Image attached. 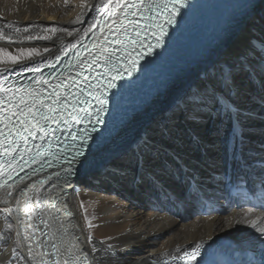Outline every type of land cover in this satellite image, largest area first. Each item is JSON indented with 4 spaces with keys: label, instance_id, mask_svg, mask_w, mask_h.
Segmentation results:
<instances>
[{
    "label": "bare ground",
    "instance_id": "obj_1",
    "mask_svg": "<svg viewBox=\"0 0 264 264\" xmlns=\"http://www.w3.org/2000/svg\"><path fill=\"white\" fill-rule=\"evenodd\" d=\"M107 4L0 0V29L13 41L0 42L39 43L59 57L77 53L86 60L104 37L101 30H114L112 21L119 22V12L104 17L111 11ZM238 18L155 97L130 133L86 166L0 189V264H158L189 246L229 239L264 248L258 231L264 209L252 205L264 196V155L258 156L264 154V0ZM77 40L85 50L64 55ZM77 69L76 62L55 67L67 77ZM237 69L244 73L240 84L233 78ZM10 72L0 73L3 78ZM242 84H255L257 93L237 98ZM250 131L259 134L257 142L245 139Z\"/></svg>",
    "mask_w": 264,
    "mask_h": 264
},
{
    "label": "snow or ice",
    "instance_id": "obj_2",
    "mask_svg": "<svg viewBox=\"0 0 264 264\" xmlns=\"http://www.w3.org/2000/svg\"><path fill=\"white\" fill-rule=\"evenodd\" d=\"M113 0H108V4L105 5L106 10L111 8L108 12L109 16H115L116 10L120 8L127 9L123 12L124 19L121 21L113 20L112 23L116 25L113 30L112 25H108V35L104 38V43L99 46L97 52L92 53V59L90 61L82 62L81 68L85 67V64L90 68L91 65L96 64L98 61H103L102 66H107L105 75L110 76L107 83L101 85L106 91L111 88H115V81L122 77V74L126 72L131 75L137 71L138 60L136 56L143 57L145 55H151L153 49L162 47L164 44V36L167 35L165 25H172L176 23V17L180 15L181 9L185 8L186 0H161L160 3H156L155 0H132V3H124L122 0H115L114 7ZM153 9H158L155 12V16L144 17L150 23L146 24L143 28L139 27V22L136 20H129V14L135 15L137 12L148 13ZM157 17L161 19H157ZM127 21V23H125ZM132 27L133 32L129 33L128 28ZM92 29L90 28L89 31ZM19 31V29H16ZM55 32V29H52ZM142 33L145 36L142 38ZM150 33L151 40L145 42L147 35ZM72 35L71 32L68 33ZM109 37H115V39H109ZM28 40L32 39H51L50 36H28ZM0 40H7L12 43L11 37L4 34L3 29H0ZM154 41V42H152ZM80 40L71 44L64 50V55L68 54V51L76 49ZM120 45V48L111 47L110 45ZM95 46V45H94ZM145 48L147 51H145ZM123 50V55H117L118 51ZM49 52L48 48L43 50ZM133 53L136 56H133ZM41 53L36 48H18L13 54L8 48H0V61L15 66L17 64L26 63L33 60L35 56H39ZM59 56L56 57L58 61ZM121 61L130 63H121ZM49 67H55V65L49 61L46 65ZM70 67V65H69ZM28 71L38 72L41 69L39 67L28 68ZM115 73V75H112ZM5 80L7 77L4 78ZM42 79V78H41ZM45 84L48 81H43ZM225 84L227 85V78L225 77ZM76 83L75 78L72 79L71 84L63 85L54 84L51 85V91L47 93V98L50 103L45 102L42 99L43 89L22 90L13 89L12 87L3 88L0 87V92L4 95L0 96V168L6 166L9 169L13 168L18 163L19 159H23L25 152L31 150L27 148L29 138L35 139L37 133H39V139L43 140L49 134L53 133L55 129L47 127L50 122H54L57 125L61 121L65 125H70L73 122L80 123V113H87L86 108L77 109V103H86L85 101L76 100L70 101L69 93L65 88H70ZM95 99L98 102L99 107L95 110V116L97 123H100V113L103 111L104 106L107 104V100L103 98L102 94H97ZM71 109V110H69ZM59 113V115H56ZM67 116V118H65ZM6 130V131H5ZM95 131V129H93ZM73 140L76 137H72ZM86 143L87 140L82 138ZM87 139H91L90 136ZM39 148V146H36ZM20 149L19 152L17 150ZM43 155L37 152V157ZM77 157L82 159L77 160ZM70 163L78 164L81 167L87 165V155L84 153L83 148H78L75 151V155ZM10 178V177H9ZM264 183V182H262ZM10 212V210H9ZM251 226L256 228L257 222H252ZM258 231L264 237V227L259 228ZM200 245H196L191 251H185L180 260L185 261V264H193L196 258L200 255ZM90 251H96L95 248ZM177 251H180L177 249ZM175 259V257H174Z\"/></svg>",
    "mask_w": 264,
    "mask_h": 264
},
{
    "label": "rangeland",
    "instance_id": "obj_3",
    "mask_svg": "<svg viewBox=\"0 0 264 264\" xmlns=\"http://www.w3.org/2000/svg\"><path fill=\"white\" fill-rule=\"evenodd\" d=\"M98 16V15H97ZM85 34H88L87 32L85 33ZM39 45H41V44H39V43H34V44H24V45H22V44H13V45H8V44H5V43H2V42H0V48H8L11 52H13V54H15V52H16V50L18 49V48H36L37 50H39V52L41 53L39 56H35L34 58H33V60H30V61H27L26 63H22V64H17V65H15V66H12V65H10V64H7V63H4L3 61H0V72L2 71V70H5V69H7V70H9V69H11V71L12 72H10V74L11 73H14V72H17V71H19V70H22V69H25V68H28V67H30V68H32V66L34 67V65H36V64H38V63H40V62H43V61H47V60H51L52 58H55L57 55H59V54H56V53H53V52H51V50H50V48H48L50 51L49 52H44L43 50L45 49V48H41ZM9 46V47H8ZM244 73L242 72V69H237L235 72H234V80H236L239 84H240V81L243 83V81H244V75H243ZM4 77V76H3ZM0 78H2V75H1V73H0ZM257 89H258V87H256V85L254 84V85H252V86H250V85H244V84H242V88H241V93H239V94H237V98H239V99H242L243 98V95H244V93H246L248 96L251 94V93H257ZM263 89H264V87H263ZM243 92V93H242ZM239 102H241V100H238ZM195 120H192L191 122H190V124H187V125H189V126H192V124H194L195 122H194ZM224 122H226V121H224ZM214 135H216L215 134V132L213 131V132H209V134H208V138L209 139H211L212 137H214ZM259 134L256 132V134L253 132V131H250L248 134H247V136H246V138L245 139H247L248 141L247 142H249V144H250V142H257L258 141V139L260 138V137H264V132L261 134V136L258 138L257 136H258ZM163 141V138H162V140L161 141H156V144H159L160 142H162ZM249 144H247L248 146H252V145H249ZM110 145V144H109ZM255 149H258V144H257V146L255 147ZM101 151V150H100ZM99 153V152H98ZM230 153H231V150H230ZM256 154V153H255ZM258 154V153H257ZM260 155H264L263 153H260V154H258V156H260ZM234 161V160H233ZM238 162V161H237ZM88 163H90V162H88ZM239 163H240V165H241V167H243L244 166V161L243 162H240L239 161ZM245 164H246V161H245ZM238 166V163L236 164V167ZM231 172L232 171H234V172H237L235 169H233V170H230ZM241 173H243L242 171H240ZM229 240H233V239H229ZM234 241V240H233ZM235 242V241H234ZM236 243V242H235ZM247 245H252L253 246V244H247ZM181 251V250H180ZM178 252V251H177Z\"/></svg>",
    "mask_w": 264,
    "mask_h": 264
},
{
    "label": "water",
    "instance_id": "obj_4",
    "mask_svg": "<svg viewBox=\"0 0 264 264\" xmlns=\"http://www.w3.org/2000/svg\"><path fill=\"white\" fill-rule=\"evenodd\" d=\"M140 118V117H139ZM139 121V120H138ZM138 121H137V123H138ZM131 131V130H130ZM130 131L129 132H124L121 136H125L126 134H128V133H130ZM52 246H53V244H52Z\"/></svg>",
    "mask_w": 264,
    "mask_h": 264
}]
</instances>
